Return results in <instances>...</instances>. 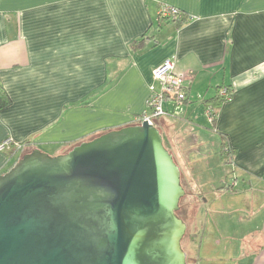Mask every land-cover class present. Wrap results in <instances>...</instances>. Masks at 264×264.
I'll use <instances>...</instances> for the list:
<instances>
[{"label":"crops","instance_id":"obj_1","mask_svg":"<svg viewBox=\"0 0 264 264\" xmlns=\"http://www.w3.org/2000/svg\"><path fill=\"white\" fill-rule=\"evenodd\" d=\"M163 4L189 20L160 21ZM171 57L186 79L189 114L232 90L213 124L235 176L226 194L251 190L258 199L219 212L203 229L208 209L194 213L190 263L264 264V0H0V86L10 99L0 109V142L24 143L20 155L65 153L130 125L147 110L153 69ZM164 107L178 110L169 99ZM9 162L0 151V172Z\"/></svg>","mask_w":264,"mask_h":264},{"label":"water","instance_id":"obj_2","mask_svg":"<svg viewBox=\"0 0 264 264\" xmlns=\"http://www.w3.org/2000/svg\"><path fill=\"white\" fill-rule=\"evenodd\" d=\"M181 169L145 120L0 174V264H187Z\"/></svg>","mask_w":264,"mask_h":264},{"label":"rangeland","instance_id":"obj_3","mask_svg":"<svg viewBox=\"0 0 264 264\" xmlns=\"http://www.w3.org/2000/svg\"><path fill=\"white\" fill-rule=\"evenodd\" d=\"M189 106L194 105H178L175 114L168 113L169 115L154 120V125L160 129L162 135H166L165 146L181 169L182 185L186 194L180 202L178 214L187 224V232L182 240V248L187 253V264H191L192 255L193 257L196 256V252L188 245L194 226V213L199 214L201 209L202 211L208 209L207 214L201 218L202 221L198 224L199 228L203 229L206 221L209 225L216 224L215 221L219 217V212L231 211L235 206L251 207L253 203L258 202V199L254 200V196L257 197L256 192L251 190L247 194L243 193L235 198L226 194L227 188H230L234 182L231 178L234 176L233 166L226 163L225 160H221L218 153L221 139L213 132V124L209 121L203 105L201 103L195 104L198 112H195V109L192 115L186 111V107ZM187 114L192 118L186 117ZM187 118H191L192 121H188ZM167 122H170L171 126ZM189 122L197 125L195 124L190 128ZM167 125L170 127L169 132L164 129V126L167 128ZM202 126L205 128H201ZM167 140H171L172 144H169ZM60 153L61 151L49 149L48 154L57 156ZM243 185L239 184V187H234L233 190L240 192ZM200 197H204L205 200L203 201ZM199 241L200 238L197 242L198 245Z\"/></svg>","mask_w":264,"mask_h":264},{"label":"built area","instance_id":"obj_4","mask_svg":"<svg viewBox=\"0 0 264 264\" xmlns=\"http://www.w3.org/2000/svg\"><path fill=\"white\" fill-rule=\"evenodd\" d=\"M183 11L166 4L159 8V17L162 19H180ZM190 18V17H189ZM154 83L151 84V94L147 103V110L144 114L137 116L132 124H142L145 120L154 125V120L168 115L164 103L172 100L178 106L188 101V90L184 76L176 72V58L171 57L153 69ZM220 94L228 101L232 99L233 92L229 87L220 89ZM206 114L209 121L214 124L217 119L215 109L212 106L206 107ZM24 147L23 143L14 141L11 138L0 142V151H17Z\"/></svg>","mask_w":264,"mask_h":264},{"label":"trees","instance_id":"obj_5","mask_svg":"<svg viewBox=\"0 0 264 264\" xmlns=\"http://www.w3.org/2000/svg\"><path fill=\"white\" fill-rule=\"evenodd\" d=\"M161 20H167V21H175V22L185 23V22H187L189 20V16L183 12V15H182V17L180 19H162V18H160V21ZM229 89H230V87H229ZM219 91H218V94H217V96L215 98L209 100V102H207V101L205 102L206 106H212L215 109L216 114L219 111V107L221 105H223L225 102L228 101V99L225 96L221 95ZM9 103H10V99H9L8 95L6 94V92L0 86V109L4 108ZM216 120L214 121V123L216 122ZM109 130H111V129H109ZM104 132H106V131H104ZM94 137H96V136H94ZM224 139H226V138H224ZM164 143H165V141H164ZM231 151H232V149L229 148L228 142H226L224 140V143H223V146H222V151H221L222 155L228 157V156H230ZM8 154H9L10 162H9L8 166L6 167V169L4 171L0 172V174H3L6 171H8L9 169H11L18 162V160L22 157V155H20V153H19V150H17V151H10V152H8ZM227 161L230 162V159H228ZM229 189L230 188H227V190H229Z\"/></svg>","mask_w":264,"mask_h":264},{"label":"flooded vegetation","instance_id":"obj_6","mask_svg":"<svg viewBox=\"0 0 264 264\" xmlns=\"http://www.w3.org/2000/svg\"><path fill=\"white\" fill-rule=\"evenodd\" d=\"M186 194V193H185ZM180 209V208H179ZM179 211V210H178ZM179 215V214H178ZM181 217V216H180ZM182 218V217H181ZM183 219V218H182Z\"/></svg>","mask_w":264,"mask_h":264}]
</instances>
